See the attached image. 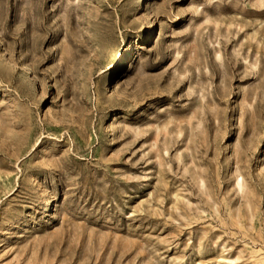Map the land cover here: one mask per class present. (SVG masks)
Returning <instances> with one entry per match:
<instances>
[{
    "label": "rangeland",
    "instance_id": "obj_1",
    "mask_svg": "<svg viewBox=\"0 0 264 264\" xmlns=\"http://www.w3.org/2000/svg\"><path fill=\"white\" fill-rule=\"evenodd\" d=\"M0 264H264V0H0Z\"/></svg>",
    "mask_w": 264,
    "mask_h": 264
},
{
    "label": "bare ground",
    "instance_id": "obj_2",
    "mask_svg": "<svg viewBox=\"0 0 264 264\" xmlns=\"http://www.w3.org/2000/svg\"><path fill=\"white\" fill-rule=\"evenodd\" d=\"M129 52H130V50H129V48H127L126 52H124L123 57H126L129 54Z\"/></svg>",
    "mask_w": 264,
    "mask_h": 264
}]
</instances>
